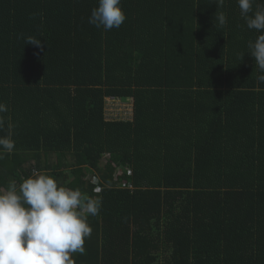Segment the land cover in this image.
Masks as SVG:
<instances>
[{
	"label": "trees",
	"instance_id": "trees-1",
	"mask_svg": "<svg viewBox=\"0 0 264 264\" xmlns=\"http://www.w3.org/2000/svg\"><path fill=\"white\" fill-rule=\"evenodd\" d=\"M97 6L0 0V190L38 172L98 199L75 264H264L260 33L237 0H122L109 31Z\"/></svg>",
	"mask_w": 264,
	"mask_h": 264
},
{
	"label": "clouds",
	"instance_id": "clouds-1",
	"mask_svg": "<svg viewBox=\"0 0 264 264\" xmlns=\"http://www.w3.org/2000/svg\"><path fill=\"white\" fill-rule=\"evenodd\" d=\"M219 6L224 0H215ZM240 14L249 30L260 33L248 42L250 56L258 72L257 81L264 83V5L256 0H237ZM255 5V10H254ZM219 25L227 23L223 12H216ZM127 19L122 0H98L88 23L97 29H119ZM26 44L42 47L31 36ZM0 104V113L6 112ZM4 120L0 118V127ZM15 142L0 137V149L11 152ZM100 201L79 189L58 186L54 177L34 172L17 186L9 182L0 190V264H75L74 255L85 254V240L91 238L89 216L100 211Z\"/></svg>",
	"mask_w": 264,
	"mask_h": 264
},
{
	"label": "rangeland",
	"instance_id": "rangeland-1",
	"mask_svg": "<svg viewBox=\"0 0 264 264\" xmlns=\"http://www.w3.org/2000/svg\"><path fill=\"white\" fill-rule=\"evenodd\" d=\"M106 104H107V102H106ZM110 104H111V102H109L106 106H105V108L108 110V111H110L109 109H110ZM109 108V109H108ZM119 110H117L118 112H117V114H120V117L121 118H127V119H130L129 117L130 116H132V112H131V106L130 105H122L121 103H119ZM107 112V111H106ZM111 112V111H110ZM124 114H125V116H124Z\"/></svg>",
	"mask_w": 264,
	"mask_h": 264
},
{
	"label": "built area",
	"instance_id": "built-area-1",
	"mask_svg": "<svg viewBox=\"0 0 264 264\" xmlns=\"http://www.w3.org/2000/svg\"><path fill=\"white\" fill-rule=\"evenodd\" d=\"M117 107H119V104L118 103H115V100L114 101H111L110 109L108 108L111 112L107 110V118L108 119H110V118L119 119L117 117L116 112H115V111L119 110ZM124 116H125V114H124ZM93 182L94 183H97L98 182V179H94Z\"/></svg>",
	"mask_w": 264,
	"mask_h": 264
}]
</instances>
